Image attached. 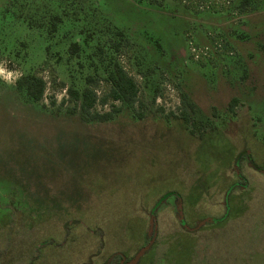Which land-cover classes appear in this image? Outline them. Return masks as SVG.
Here are the masks:
<instances>
[{
  "label": "rangeland",
  "instance_id": "rangeland-1",
  "mask_svg": "<svg viewBox=\"0 0 264 264\" xmlns=\"http://www.w3.org/2000/svg\"><path fill=\"white\" fill-rule=\"evenodd\" d=\"M242 1L0 0V264H130L145 247L135 264H264V0ZM114 64L135 109L60 106L87 77L108 94Z\"/></svg>",
  "mask_w": 264,
  "mask_h": 264
},
{
  "label": "trees",
  "instance_id": "trees-1",
  "mask_svg": "<svg viewBox=\"0 0 264 264\" xmlns=\"http://www.w3.org/2000/svg\"><path fill=\"white\" fill-rule=\"evenodd\" d=\"M249 1L243 0L242 4L245 6ZM55 21L61 22V19L56 17ZM56 31V22L52 23L50 32L54 33ZM119 46H116V49H118ZM78 49V46L76 43L72 44L70 47V50L72 53H76ZM92 79L91 77H87L86 82L87 87H85L82 91H78L77 89L68 88L67 89V100L62 98L60 106H62L66 101L73 103V108L70 109V112L75 113L77 108L80 109L81 112V119L86 122H92V121H98V122H107L110 121L115 114H118L122 108L116 107L115 105H112V109L110 112L99 114L97 112H93L92 108L94 107L96 101H97V95L94 93V91L89 87V84L91 83ZM108 83L111 85V89L108 94L104 95L102 98H100V103L102 105L106 104V102L111 99L114 102H119L122 105H127L128 107L135 109V104H138L137 101V87L135 82L128 77V75L123 71L122 68L119 67V65L114 64L112 71L108 75ZM16 87L19 90H25L26 96L32 100L33 102L37 103L41 100L42 95L44 93L45 89V83L41 78L35 77V76H24L18 79L15 82ZM51 103L54 104V100H51ZM183 103L185 104V100H183ZM235 104V101L233 102ZM142 106V105H141ZM234 105H231V109ZM189 107L192 108V105L190 104ZM135 116L138 118L142 117V114L136 112ZM170 116H173V113H170ZM181 117L185 123H188L192 126L191 133H193L194 129L196 127V122L190 119L189 115L186 113V111H181ZM244 156V153L241 152L237 155L236 161L238 162L241 157ZM252 167L255 170H259L258 166L249 159ZM173 193H167L164 194L161 199L156 203V205L152 209V214L155 213L157 208L169 197H171Z\"/></svg>",
  "mask_w": 264,
  "mask_h": 264
},
{
  "label": "built area",
  "instance_id": "built-area-1",
  "mask_svg": "<svg viewBox=\"0 0 264 264\" xmlns=\"http://www.w3.org/2000/svg\"><path fill=\"white\" fill-rule=\"evenodd\" d=\"M225 1V5H226V7H224V8H228V9H230L229 7H227L228 5H230V0H224ZM209 2V1H208ZM207 2V3H208ZM222 7V6H221ZM221 7H219V8H221ZM209 8V7H208ZM62 98H64L65 100H67V95L66 94H64L63 95V97ZM62 98L60 99V100H62ZM60 102V101H59ZM67 102V101H66ZM107 104H104V105H102L101 103H100V98L98 97V95H97V101H96V103H95V105H94V107L92 108V111L93 112H97V113H99V114H102L103 112H106L107 110ZM176 110V108L175 109H172L171 111H175ZM170 111V110H169Z\"/></svg>",
  "mask_w": 264,
  "mask_h": 264
},
{
  "label": "water",
  "instance_id": "water-1",
  "mask_svg": "<svg viewBox=\"0 0 264 264\" xmlns=\"http://www.w3.org/2000/svg\"><path fill=\"white\" fill-rule=\"evenodd\" d=\"M203 224V223H202ZM149 247H145L143 248L136 256V258L132 261V263L130 264H135L138 262V260L140 259V257L144 254V252L148 249Z\"/></svg>",
  "mask_w": 264,
  "mask_h": 264
}]
</instances>
